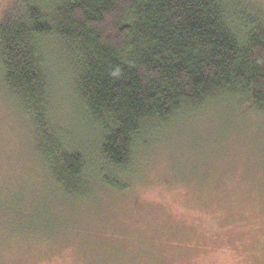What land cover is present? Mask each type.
I'll return each instance as SVG.
<instances>
[{
    "label": "rangeland",
    "instance_id": "374dc122",
    "mask_svg": "<svg viewBox=\"0 0 264 264\" xmlns=\"http://www.w3.org/2000/svg\"><path fill=\"white\" fill-rule=\"evenodd\" d=\"M64 49L43 38L52 119L94 159L97 129ZM132 147L124 187L104 183L94 159L83 195L65 193L0 58V264H264V109L217 91L150 122Z\"/></svg>",
    "mask_w": 264,
    "mask_h": 264
},
{
    "label": "trees",
    "instance_id": "16d2710c",
    "mask_svg": "<svg viewBox=\"0 0 264 264\" xmlns=\"http://www.w3.org/2000/svg\"><path fill=\"white\" fill-rule=\"evenodd\" d=\"M59 39L77 96L97 129L95 173L118 171L150 122L166 121L217 91L264 109V13L250 0H19L0 8L5 81L35 133L40 160L81 197L91 159L52 119L43 38ZM92 176V175H91Z\"/></svg>",
    "mask_w": 264,
    "mask_h": 264
}]
</instances>
